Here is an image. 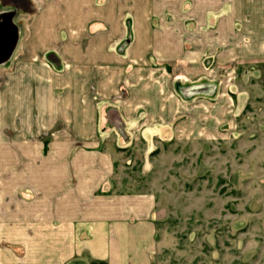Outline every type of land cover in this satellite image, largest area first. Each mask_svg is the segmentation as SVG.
<instances>
[{"label": "crops", "instance_id": "0c3cea01", "mask_svg": "<svg viewBox=\"0 0 264 264\" xmlns=\"http://www.w3.org/2000/svg\"><path fill=\"white\" fill-rule=\"evenodd\" d=\"M210 2L213 27L190 15L187 32L162 18L166 0H0V264H152L155 198L109 189L104 142L174 138L179 77L264 70V0Z\"/></svg>", "mask_w": 264, "mask_h": 264}, {"label": "rangeland", "instance_id": "374dc122", "mask_svg": "<svg viewBox=\"0 0 264 264\" xmlns=\"http://www.w3.org/2000/svg\"><path fill=\"white\" fill-rule=\"evenodd\" d=\"M166 1L162 18L169 25L185 22L193 31L195 15L207 18L203 31L213 27L216 17L210 21L204 10L213 0ZM124 27L129 37L130 16ZM221 63L213 80L176 78L187 95L186 123L174 138L124 139L121 148L104 142L113 152L109 189L155 198L152 264H264V70L257 63ZM215 64L214 55H203V68ZM195 83L200 88H188ZM112 127L126 131L120 123Z\"/></svg>", "mask_w": 264, "mask_h": 264}]
</instances>
